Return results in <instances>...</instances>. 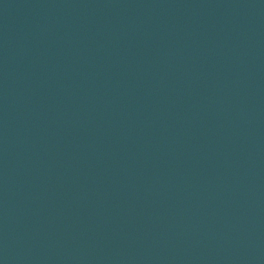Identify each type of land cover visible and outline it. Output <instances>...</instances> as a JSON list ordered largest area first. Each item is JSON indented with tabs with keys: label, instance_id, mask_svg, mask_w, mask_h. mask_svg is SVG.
Segmentation results:
<instances>
[{
	"label": "water",
	"instance_id": "95a60500",
	"mask_svg": "<svg viewBox=\"0 0 264 264\" xmlns=\"http://www.w3.org/2000/svg\"><path fill=\"white\" fill-rule=\"evenodd\" d=\"M0 264H264V0H0Z\"/></svg>",
	"mask_w": 264,
	"mask_h": 264
}]
</instances>
